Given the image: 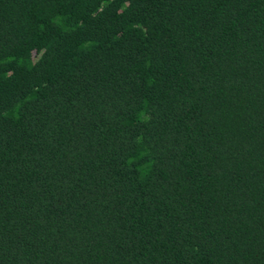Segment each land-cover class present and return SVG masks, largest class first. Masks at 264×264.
Listing matches in <instances>:
<instances>
[{
    "label": "trees",
    "instance_id": "trees-1",
    "mask_svg": "<svg viewBox=\"0 0 264 264\" xmlns=\"http://www.w3.org/2000/svg\"><path fill=\"white\" fill-rule=\"evenodd\" d=\"M0 264H264V0H0Z\"/></svg>",
    "mask_w": 264,
    "mask_h": 264
}]
</instances>
